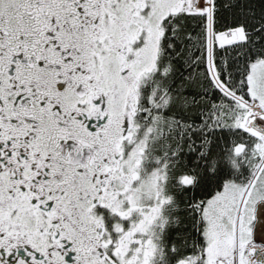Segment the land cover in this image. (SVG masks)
Segmentation results:
<instances>
[{"label":"snow or ice","instance_id":"snow-or-ice-1","mask_svg":"<svg viewBox=\"0 0 264 264\" xmlns=\"http://www.w3.org/2000/svg\"><path fill=\"white\" fill-rule=\"evenodd\" d=\"M0 264H264V0H0Z\"/></svg>","mask_w":264,"mask_h":264}]
</instances>
